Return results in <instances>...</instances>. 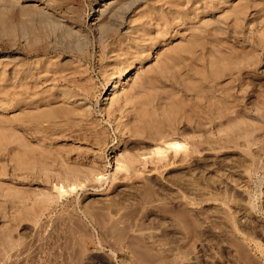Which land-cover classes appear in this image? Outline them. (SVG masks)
Masks as SVG:
<instances>
[{"label":"rangeland","instance_id":"rangeland-1","mask_svg":"<svg viewBox=\"0 0 264 264\" xmlns=\"http://www.w3.org/2000/svg\"><path fill=\"white\" fill-rule=\"evenodd\" d=\"M212 1L0 0V123L3 125L2 129L0 127V137H3L0 138V143L4 142L7 146L3 147L0 144L1 150H5L0 161L1 171L4 172L1 176L3 181L0 180V183L4 188V195L8 194L13 186L18 189V196L8 208H5L4 215L0 217V264H264V0ZM243 6L246 8L239 15L240 18L236 19V14L243 10L240 9ZM236 8L238 11L235 10ZM151 10L156 12L153 13L156 18L151 15ZM177 10L186 15L189 12L187 15L189 18L182 14L183 18L177 12L178 18L175 15ZM181 10L185 11L181 12ZM232 10L236 13L233 14ZM162 13L169 15L163 14L170 19L166 20L168 24L161 20ZM170 16L177 18L172 20ZM141 17H144L143 23ZM135 21L143 25L136 24ZM173 21H177L178 24L176 22L173 25ZM144 24L148 29L149 27L152 29V36L149 38L161 36L159 39L168 37L169 40L152 49L149 47L150 54L147 52L145 54L148 58L140 64L138 60L127 57L125 52L121 51L119 44L125 40V46L122 47L127 50L126 44H135L132 37L139 36L140 27L138 28L137 25H140L144 31L140 34L145 33V30L146 33H150V30H144ZM164 25L167 29L163 27ZM168 25L173 26L171 28ZM173 29L175 32L172 31ZM167 30H170L168 33L174 32L173 36L170 34H168L170 37L167 34L166 36ZM191 32V37L194 32L195 36L202 35L195 37L196 40L199 37L203 39L196 41L204 43L202 52L200 42L199 46L190 48L189 52L183 51L184 45H188V42L192 45L194 43L191 39L195 38H190ZM114 44L115 49L112 47ZM181 47L184 48L181 49L182 51ZM189 47L186 46V50ZM132 48L135 47H130L131 52ZM135 50L136 48L134 52ZM107 51H112L113 54L108 55ZM162 54L166 55L167 58L163 56L165 60L179 57L180 59L174 61L175 64L171 58L167 61L175 68L184 66L180 70L188 75V82L191 81L189 79L191 77L192 83L203 81L202 77L211 70L210 65H205L210 62L209 60L215 62L213 70L220 69L222 61L218 64L217 56L226 55L227 59L223 61L232 64L231 66L236 63L241 64H236L237 67L244 66L242 71L239 67L237 68L239 71L236 68L235 71L230 69L231 75L229 70H226L227 77L218 79V82L214 81L216 84L219 83L220 87L230 88L228 89L230 92H224L230 95L228 97H233L234 93L237 95V98L234 96L235 102L232 100L234 97L226 100L229 111H227L228 118H224V122L216 119L218 110L212 103L211 111L206 115L212 118V123L208 118L207 121H203L204 124L208 122L209 124L204 125L202 122L206 130L197 129L192 124L180 129L185 135L180 138L184 140L188 138V146L191 149L197 147L193 149L196 153L191 160H187L182 155L175 158L172 156V150H168V158L159 161L155 155H152L157 138L154 135L152 138L150 131H148L149 136L145 132L143 133L145 135L141 132L138 135L135 132L136 136L134 132L128 133L127 130V133L125 130L112 131L111 125H108L109 122L114 125V122L113 118L106 114L113 100V95H109L113 88L105 85L109 78L107 72L111 76L114 74L118 77L119 70L121 71L123 67L125 69L128 63L123 66L120 64L122 67L117 64L119 70L115 64L120 63L125 57L137 68L131 75L124 74L121 77V86H119L121 89L116 90L118 94L122 95V92L124 94L125 91H130L137 82H142L145 84H142L144 85L142 92H135L140 96L133 97L135 98L133 102L137 101V106H139L138 101H143L141 96L144 95L146 100L149 95L151 98L156 94L163 95V98L168 96L163 101L173 97L171 89L176 98L183 95L184 92H177L181 94L176 95L174 88L175 81L182 82V72L170 67V64L166 65L164 63L166 61L162 60ZM237 54L240 56L238 57ZM121 55L126 56L119 59L118 56ZM195 57L200 60L198 64L197 60L193 61ZM131 60L135 61L131 62ZM161 60L165 66L159 62ZM110 65L116 68H112L113 66L109 68ZM167 66L170 69H166ZM154 67L156 71L158 67L163 69L159 70L162 74L158 72L160 76L154 70L152 71L156 74L152 73L151 69ZM48 68L52 69L51 72L47 70ZM189 68L190 70L187 71ZM193 68L199 72V74L197 71L195 73L197 77L193 74ZM231 68L234 70V67ZM112 69L118 73L113 72ZM149 69L150 74L147 71ZM176 70L178 74L181 73L180 76L175 73ZM52 71L60 72L61 76ZM39 72L40 76L37 74ZM32 74H37L40 78L35 77L34 80ZM236 74H239L238 78ZM186 75L183 74L185 80H187ZM46 76L50 77L45 78ZM51 77L55 80H51ZM24 78L29 83L31 81L27 86L32 84V87L33 85L37 87L38 84L37 88H33V93L30 86V90L27 86L23 88L30 92L19 91L21 86H25L28 82ZM19 79L23 80L19 83ZM150 81L155 83L152 82V85ZM188 84L192 88L194 83ZM16 87L18 89H14ZM13 92H16L17 96L18 92L26 93L23 97L26 96L27 101L42 97V102L46 104L50 99H57L55 97H58L59 92L63 94L59 96L68 99L58 98L56 102L53 100L54 104L58 105L59 100L60 102L70 100L73 101L74 107L83 109L79 111L80 116L83 115L76 116L77 119L83 118L85 112L89 116L86 115L84 119L89 120L93 116L94 123L91 121L92 118L89 123L88 121L84 123L83 119L76 121V118L68 122L69 124L64 128L67 125L72 127L67 126L69 132L70 129L71 133L75 131L74 135H70L68 131H65L64 134L67 135H62L63 137L58 134L60 139L56 138L57 134L53 135L52 149L55 151L57 148L68 149L71 151L69 159L61 157L59 159L56 152H51L50 144L48 145L50 141L45 145L46 142L33 138L34 144H42L45 148L49 146L50 155L48 153L47 156L51 157L45 160L48 170L38 171L33 175L12 170V150L15 146L14 140L17 138L14 130L17 120L14 119L18 116L17 110L20 107L17 100L19 98L15 96L14 99L16 93ZM219 93L215 92V94ZM189 94L187 93V97L190 98ZM199 98L202 99L198 97L197 101L200 100ZM15 100L17 103H14ZM78 102L80 104L76 105ZM212 102H215V99L212 98ZM11 103L17 106V109L13 108ZM41 103H39L42 105L40 109L49 108L48 104L45 108V103ZM67 104L72 105V103ZM202 114L199 111V120ZM116 115V121L124 117L120 113ZM204 115L205 113L202 118H205ZM73 121H76V124H71ZM94 124L98 125L94 126ZM91 125L98 131L102 129V133L108 128L107 138L103 137L100 138L101 141L99 140L100 143L102 140L105 143L103 141V144H99L96 141L95 129L91 128ZM38 127L36 125L40 134L43 127L42 125ZM205 132L212 137L211 143L204 146L202 143L198 148L201 143L199 138ZM39 134L37 137H40ZM45 134L43 131L42 135ZM219 135L222 139L217 137ZM29 136L28 134L26 140ZM179 136H182V133ZM51 153L54 155L52 156ZM144 158L150 163L145 160L147 163L144 165L142 163ZM62 159L65 161L63 162ZM123 159L129 162L134 160L135 164L131 163L133 166L128 172L119 171L120 173L111 176L118 162L120 160L124 162ZM62 163L70 168L80 167L83 171L93 166L95 167L92 169H95L88 170V176L80 173V179L76 180L69 173H65ZM96 169L97 177H102L100 180L93 174ZM90 171H93L91 177ZM85 175L89 179H85L87 178ZM83 177L81 184L79 181ZM9 179H13L15 184ZM74 180L79 182H76V185L79 184L76 189L57 200L55 185L63 182L67 186ZM48 198H52L53 201H46L45 199Z\"/></svg>","mask_w":264,"mask_h":264},{"label":"bare ground","instance_id":"bare-ground-1","mask_svg":"<svg viewBox=\"0 0 264 264\" xmlns=\"http://www.w3.org/2000/svg\"><path fill=\"white\" fill-rule=\"evenodd\" d=\"M191 1V0H190ZM210 1H212V0H210ZM214 2L216 1V0H213ZM212 1V2H213ZM219 1H221V2H223V0H219ZM217 2V1H216ZM221 2H218V3H220L221 4ZM226 2V1H225ZM208 4V3H207ZM206 4V5H207ZM223 4V3H222ZM209 6V5H208ZM213 6V5H212ZM211 6V7H212ZM218 6V5H217ZM217 6H215V7H217ZM210 7V6H209ZM214 7V8H215ZM219 7V6H218ZM239 8V7H238ZM238 8H236L235 10H237ZM246 7H244L243 6V8L242 7H240V9L242 10V11H240V13L238 12L237 14H236V19H238V17H239V15H241V12L243 13V11H244V9H245ZM211 9V8H210ZM216 9V8H215ZM207 10H209V9H207ZM214 9H212V11H213ZM234 10V11H235ZM185 10H181V12H184ZM186 11H188V10H186ZM233 11V10H232ZM233 11V14H235L236 13V11L234 12ZM238 11V10H237ZM151 12H152V10H151ZM150 12V13H151ZM161 12V11H160ZM176 12V14L175 15H177V12H178V10L177 11H175ZM145 13H146V15H147V10H145ZM153 13H156V12H152L151 13V15H153L154 16V14ZM186 13V12H185ZM232 13V12H231ZM141 14V13H140ZM144 13H142L141 15H143ZM149 14V13H148ZM163 14H165V13H162V19L161 20H163V21H165L166 23H167V21H169L170 19L167 17H164L163 16ZM179 14H181L180 12H178V15ZM183 14V13H182ZM181 14V15H182ZM188 14H189V12H188ZM187 14V15H188ZM141 15H139V16H141ZM165 15H167V16H169L167 13L165 14ZM177 15V16H178ZM181 15H180V18H181ZM183 15H186V14H183ZM182 15V16H183ZM186 15V16H187ZM138 16V20H139V17ZM150 16V15H149ZM148 16V17H149ZM159 16H160V14H159ZM185 16V17H186ZM235 16V15H234ZM148 17L146 18V19H148ZM155 17V16H154ZM157 17H158V14H157ZM171 17V16H170ZM176 17V16H175ZM188 17V16H187ZM142 18V17H141ZM144 18V17H143ZM143 18H142V23H143ZM152 18V17H151ZM150 18V19H151ZM156 18V17H155ZM155 18L153 19V20H155ZM159 18V17H158ZM172 18V20L174 19L173 18V16L171 17ZM177 18V17H176ZM175 18V19H176ZM178 18H179V16H178ZM183 18H184V16H183ZM189 18V17H188ZM191 18V17H190ZM240 18V17H239ZM149 19V21H151ZM174 19V20H175ZM157 20V19H156ZM167 20V21H166ZM180 21L182 20V19H179ZM179 20H177V21H179ZM187 20V19H186ZM137 21V20H136ZM135 21V22H136ZM140 21V22H141ZM146 21V20H145ZM177 21H173V25H175V23L177 22ZM112 22V21H111ZM137 22H139V21H137ZM136 22V24H142V23H137ZM154 22V21H153ZM162 22V21H161ZM160 22V23H161ZM182 22H184V21H182ZM189 22V21H188ZM181 23V22H180ZM151 24V23H150ZM150 24H149V26H150ZM165 24V23H164ZM168 24V23H167ZM171 24V23H170ZM176 24H178V22L176 23ZM184 24V23H183ZM188 24V23H187ZM143 25V24H142ZM172 25V26H173ZM181 25V24H180ZM138 26V28L140 27V29H138L139 30V36H137V37H132V39L134 40V42H135V44L133 45H127L126 44V47L128 48V50L127 49H125V47L123 48L122 46L124 45L125 46V38L124 39H122V40H124V41H120L121 43L119 44L120 46V49H122L121 51H124L125 52V54L127 55V57H129L130 59H136V60H138L139 62L138 63H140V64H142L144 61H146V59L148 58V56L147 55H145L146 54V52L147 53H149L148 51H149V49L151 48L152 49V47H154V46H159V45H161L163 42H167L169 39H168V37H167V39L166 38H164V39H159L158 37H154V39L153 38H149V36L151 37L152 35V33H151V30L152 29H150V27H149V29H148V26L147 25H145L144 24V30L145 29H148V30H150V33L148 32V30H147V32L148 33H146V30H145V33H143V34H140V32L141 31H143V29H142V27L140 26V25H137ZM166 25H164L163 27H165ZM168 26H170V25H168ZM167 26V27H168ZM172 26H170L171 28H172ZM151 27H152V24H151ZM175 27V29H176V26H174ZM178 27V26H177ZM137 28V27H136ZM166 28V27H165ZM171 28H170V30H171ZM164 29V28H163ZM167 29V28H166ZM166 29H165V31H166ZM169 29V28H168ZM175 29H173L172 31H174ZM136 30V29H135ZM137 30V31H138ZM169 30V31H170ZM137 31H135V32H137ZM156 31V30H155ZM161 31V30H160ZM163 31V30H162ZM161 31V32H162ZM165 31H163V33L165 32ZM168 30H167V33H165V35L167 34H170L171 36H173V33L175 32H173V33H168L169 32ZM177 31V30H176ZM134 32V31H133ZM134 32V33H135ZM144 32V31H143ZM133 33V34H134ZM159 33V32H158ZM157 33V34H158ZM200 33V32H199ZM132 34V35H133ZM136 34H138V33H136ZM154 34H156V33H154ZM156 34V35H157ZM162 34V33H161ZM131 35V36H132ZM165 35H163L162 34V36H165ZM166 35V36H167ZM191 35H192V32H191V34H190V38H195V37H198V35L199 36H201L202 37V35L201 34H197V36H195V32H194V35H193V37H191ZM130 36V37H131ZM169 36V35H168ZM118 38H119V36H117ZM129 37V38H130ZM170 37V36H169ZM115 39V38H114ZM119 39H121V38H119ZM126 39H127V37H126ZM131 39V38H130ZM198 39H200L201 41H203V39H201L200 37L198 38ZM197 39V40H198ZM128 40V39H127ZM191 40H193V45H195V42L197 41L196 40V38L195 39H191ZM112 41H113V39H112ZM117 41H119V40H116V42ZM129 41H131L132 42V40H129ZM128 41V42H129ZM190 41V40H189ZM145 42H147V43H145ZM191 42V41H190ZM200 42V41H199ZM197 43L195 46H193L191 43H189L188 42V45L186 44V46H187V48L189 47V45L191 44V46L189 47V49L188 50H186L187 48H186V46L184 45V47H185V49L184 48H180V50L182 49H184L183 51H186V52H189V50H190V48H195V47H197V46H199L200 45V43ZM110 43H112L113 44V42H110ZM114 43H115V41H114ZM127 43V42H126ZM187 43V42H186ZM116 44V43H115ZM115 44H114V46H112L113 48L115 47ZM131 44V43H130ZM202 44H203V46L205 47V45H204V43L202 42L201 43V52L203 51V47H202ZM110 45V44H109ZM107 46V45H106ZM131 46H134L135 48H136V50H135V52H134V49L132 50V52H131V50H130V47ZM193 46V47H192ZM111 47V48H112ZM150 47V48H149ZM111 48H110V50H111ZM112 48V49H113ZM103 49H106L105 47H103ZM108 49H109V47H108ZM115 49V48H114ZM120 49L118 50V48H117V50L118 51H120ZM150 49V50H151ZM155 49V48H154ZM181 50V51H182ZM115 52H116V50H114ZM113 51V52H114ZM117 51V52H118ZM121 51H120V53H121ZM204 51H206L205 49H204ZM111 52V53H110ZM115 52H114V54H115ZM191 52V51H190ZM107 53H108V55L109 54H113L112 53V51H107ZM205 53V52H204ZM235 54H236V52H234ZM237 53H240V52H237ZM123 54V53H122ZM144 54V55H143ZM150 54V53H149ZM181 54H183V53H181ZM115 55H117V54H115ZM119 55V54H118ZM126 55H121V57H119L118 56V58L119 59H122V57H124V56H126ZM136 55V56H135ZM134 56H135V58H134ZM163 56H165L166 57V55L164 54H162V60H163V62L164 61H166V62H164V63H166V65H168V64H170L171 66L170 67H172V64L170 63V62H168L169 60H170V58L172 59V61L174 62L175 60H177L178 58H175L174 60H173V58L172 57H170L169 58V60L167 61V60H165V58L163 57ZM167 56H168V54H167ZM170 56H171V54H170ZM226 56V55H225ZM223 57V55L222 56H220V57H218L217 56V58H216V60H218V64L220 63L219 61H222V63H220L221 64V66H219L220 67V69H218V70H213V67H214V64H215V62L214 61H211V60H209L210 62H207V63H205V65L207 64V65H210L211 66V70H206L207 71V74H206V76H204V77H202V82H201V80H200V78H199V80H195V81H199V82H191L192 81V79H191V77L189 78L191 81L190 82H188L189 80H188V75H186L184 72H182L180 69L181 68H183L184 66H182V67H176L177 68V70H179L180 72H182V74L181 73H179L178 74V71L177 72H175V73H177L179 76H180V74H181V79H182V82H179V83H177L178 81H175L176 83H175V87L174 86H172V87H174V88H176V93L177 92H184V93H182L183 95H181V96H178L177 98H176V96H174V93H173V89H171L170 91H171V93L173 94V97H169L170 99H167V100H165V101H163V99H166V98H168V96L165 98H163L160 94H156V95H154V98H151L150 97V95H149V98L146 100L145 98V95H144V97L143 96H141L143 99H141V100H143L142 102H141V104H140V102L138 101V103H139V106H137V101L136 102H133V100H135V98H133L134 97V95H136L135 97L137 98L138 97V95L139 94H136L137 92H142V87L145 85L144 83H139V82H137L136 83V85L135 86H133L132 87V89H130V91H125L124 92V94H123V92H122V95L121 94H118L117 93V89L120 91V87L119 86H121V77L124 75V74H126V75H131L132 74V72L137 68V67H135V66H133V63H130L129 61V59H125V58H123V60H120V63H116L115 65H117V64H119V66L120 67H122L123 66V64H127V66H125V69H124V67H123V69H121V71L118 69V65H117V70H119V74H118V77L117 76H114V74H113V72L115 71H113V69H112V71H110V72H112V76H111V74L109 73V72H107L108 74H109V78L108 77H106V79L108 78V81H107V84H105V85H109V87H112L113 89L111 90V93H109V95H113V100H112V102L110 103V105L108 106V109L106 110V114H108V116L110 117V118H113V122H114V125L111 123V122H109L108 123V125H111V127H112V131H118V132H122V130L124 131L125 130V133H127L126 132V130L128 131V133L129 132H134L133 134H135L136 136H137V134L139 135V133L141 132L142 133V135H145V134H143L144 132L146 133V134H148V131H150V136L152 137V135H154L155 136V138H157V141L159 142H157V141H155L156 139H154V141H155V148H154V150H153V154L152 155H155V157L157 158V160H159V161H163L164 159H166V158H168V150H172V156L173 157H178V155H182V157H185V158H187V160H191L192 159V156H194V154L196 153V152H194L195 150H193V149H197V147H195V148H190L189 146H188V138L186 139L185 137V140L183 139H181L180 137H183V136H185L184 134H183V132H181L180 131V129L182 128V127H188V126H191V124L192 125H194L193 127H196L197 129H199V128H201L202 130L204 129V130H206L205 129V127H204V125H207V124H209V122L207 123V122H205V123H207V124H204V121L206 120V118H208V117H206V115H209V113H210V111H211V108H212V103L213 104H215V107H216V109L218 110V116L216 117V119L217 120H219V121H223L224 122V118H228L227 116H228V113H227V111H229L228 109H227V105H226V100L229 98H231V97H228V96H230V95H227V93L228 92H230V90H228V89H230V88H225V87H220L218 84L219 83H214V81L215 82H218L217 80L218 79H221L222 77H227L226 75H228V74H225V73H228V72H230V75H231V71H230V69L232 70V71H235L238 67L240 68V66H238L237 67V65H241V64H238V63H236V64H234V66H231V65H229V63H224V61H223V59L225 60V59H227L226 57ZM237 56L239 57L240 56V54L238 55L237 54ZM169 57V56H168ZM185 57V55L183 56V58ZM187 57V56H186ZM116 58V57H115ZM164 58V59H163ZM167 58V57H166ZM188 58V57H187ZM196 59H193V61L194 60H197V64H198V58L197 57H195ZM125 59V60H124ZM180 59V58H179ZM185 59V58H184ZM116 60H117V58H116ZM129 60V61H128ZM162 60L161 61H159V62H161L162 63ZM119 61V60H118ZM132 61H135V60H131V62ZM200 61V60H199ZM206 61H208V60H206ZM205 61V62H206ZM137 62V61H136ZM168 62V63H167ZM178 61H176V63H177ZM196 62V61H195ZM204 62V61H203ZM227 62H231V61H227ZM161 63H158L159 65L161 64ZM179 63H180V61H179ZM202 62H199V64H201ZM122 66H121V65ZM163 64V63H162ZM173 64H175V62L173 63ZM195 64V63H194ZM204 64V63H203ZM164 66H165V64H163ZM162 65V66H163ZM177 66H178V64H176ZM113 66V65H112ZM111 65H110V67L109 68H111L112 67ZM158 66V65H157ZM162 66H160V67H162ZM169 66V65H168ZM168 66H167V68L166 67H163L164 69L166 68V69H170V68H168ZM174 66V65H173ZM196 66V65H195ZM198 66H200V65H198ZM204 66V65H203ZM250 66H251V64H250ZM107 67H108V65H107ZM116 68V66H113L112 68ZM205 67H207L208 68V66H205ZM231 67H234V70H233V68H231ZM244 67V66H243ZM243 67L241 66V68H240V70L241 69H243ZM28 68H30V67H28ZM49 68H51L50 66H49ZM47 69L48 71L50 70V72H51V70L52 69ZM108 68V69H109ZM172 68H174V69H176L175 68V66L174 67H172ZM190 68H192V67H190ZM190 68L187 70V71H189L190 70ZM236 68V69H235ZM238 68V69H239ZM156 68L154 67V69H151V71L152 70H154V71H156L155 70ZM161 70H163L162 68H160ZM159 67L157 68V70L158 71H156V73L158 74V72L159 73H161L162 74V71L160 72L159 70ZM202 69H203V67H202ZM210 69V68H209ZM237 69V70H238ZM22 70V69H21ZM30 70V69H29ZM31 70H33V69H31ZM40 70V69H39ZM185 70V69H184ZM193 70H194V73H193V71H192V73L195 75V73H196V71L198 72V70L196 69V68H193ZM226 70H229L228 72L226 71ZM20 71V70H19ZM22 71H24L25 72V70L23 69ZM34 71V70H33ZM148 71V73L150 74L151 72H150V69L149 70H147ZM146 71V72H147ZM154 71H152V73H155ZM187 71H186V73H187ZM226 71V72H225ZM239 71V70H238ZM242 71V70H241ZM240 71V72H241ZM18 72V71H17ZM16 72V73H17ZM23 72V73H24ZM29 72V71H28ZM49 72V73H50ZM53 72V71H52ZM54 72H56V71H54ZM53 72V73H54ZM116 73H118V71H115ZM239 72V73H240ZM19 73V72H18ZM18 73H17V75H16V77L18 76ZM21 73V72H20ZM25 73H27V71L25 72ZM33 73V72H32ZM42 73V72H41ZM56 73H59V75L61 74L60 72H56ZM56 73H54V74H56ZM115 73V74H116ZM147 73V74H148ZM155 73V74H156ZM189 73V72H188ZM191 73V72H190ZM30 75H31V72L29 73ZM28 74V75H29ZM37 74H39V76L41 75L40 74V72L39 73H37ZM37 74L36 75H34V74H32V75H34L33 77H34V80H35V77L37 78L38 76H37ZM43 74V73H42ZM155 74H153V75H155ZM183 74L184 75H186L185 77H186V79L187 80H185V78L183 77ZM198 74H199V72H198ZM23 75V74H22ZM24 75H27V74H24ZM27 75V76H28ZM29 75V76H30ZM51 75H52V73H51ZM59 75H57V76H59ZM117 75V74H116ZM153 75H152V77H153ZM159 75V74H158ZM175 76H176V74H174ZM177 75V76H178ZM237 75L239 76V74H236L235 76H236V78H238L237 77ZM26 76V77H27ZM43 76V75H42ZM61 76V75H60ZM59 76V77H60ZM108 76V75H107ZM151 77V75H148V77ZM160 76V75H159ZM162 76V75H161ZM189 76H191L190 74H189ZM193 76V75H192ZM196 77L198 76V75H195ZM44 77V76H43ZM48 76H46L45 78H47ZM50 77V76H49ZM48 77V78H49ZM56 77V75L54 76V78ZM234 77V76H233ZM18 78V77H17ZM28 79H30L29 77H27ZM38 78H40V77H38ZM52 78V77H51ZM50 78V79H51ZM154 79H155V77H153ZM158 78V77H157ZM156 78V79H157ZM165 78H166V76H165ZM180 78V77H179ZM235 78V77H234ZM25 79V78H24ZM32 79V78H31ZM30 79V80H31ZM49 79V80H50ZM58 79V78H57ZM56 79V80H57ZM153 79V80H154ZM162 79V78H161ZM20 80H23V79H19V83L21 82ZM26 80V79H25ZM24 80V81H25ZM33 80V79H32ZM32 81V82H35V81ZM38 80V79H37ZM49 80H47V81H49ZM51 80H55V79H51ZM24 81H22V82H24ZM26 81H28V80H26ZM39 81V80H38ZM47 81H45V83H47ZM57 81H59V80H57ZM61 81V80H60ZM59 81V82H60ZM142 81H144L145 83H146V81L145 80H142ZM17 82V83H18ZM44 82V81H43ZM105 82H106V80H105ZM153 82V81H152ZM152 82L150 81L149 83L150 84H152ZM163 82V81H162ZM169 82H171L172 83V81H170L169 80ZM17 83H15V84H17ZM26 83V82H25ZM28 83H29V81L27 82V84L24 86V85H22L23 83H21V85L20 84H18V85H20L21 86V88H20V90L19 91H23L24 89V87H26L27 85H28ZM30 83H31V81H30ZM29 83V84H30ZM36 83V82H35ZM34 83V84H35ZM38 83V82H37ZM153 83H155V82H153ZM165 83V82H164ZM163 83V84H164ZM166 83H168L167 82V80H166ZM165 83V84H166ZM174 83V82H173ZM188 83H190V84H193V86H192V88H191V86L188 84ZM196 83V84H195ZM198 83V84H197ZM142 84H144V85H142ZM177 84V85H176ZM37 85V87H38V84H36ZM153 85V84H152ZM17 86V85H16ZM30 86V89L32 90L31 92L33 93L34 91H33V88L35 87V88H37L35 85H33L34 87H32V84L31 85H29ZM29 86H27V88L29 89ZM166 86V85H165ZM170 86V85H169ZM106 87V86H105ZM153 87V86H152ZM14 89H18L17 87L16 88H14ZM22 89V90H21ZM29 89V90H30ZM189 89H191V90H189V92H188V90ZM27 89H25L24 91H26ZM35 90V89H34ZM50 90V89H49ZM232 90V89H231ZM16 91V90H15ZM28 91V90H27ZM26 91V92H27ZM36 91V90H35ZM56 91V90H55ZM17 92V91H16ZM16 92H13V94L14 93H16ZM28 92H30V91H28ZM57 92V91H56ZM61 92V91H60ZM67 92V91H66ZM136 92V93H135ZM189 94V93H194L195 94V92H196V95H190L191 97L189 98V97H187L188 95H187V93ZM215 92H220L219 94H215ZM222 92V93H221ZM224 92H227V93H224ZM231 92H233V91H231ZM25 93V92H24ZM31 93V95H33ZM64 94H66L65 92H63ZM175 93V94H176ZM181 93H177L176 95H180ZM237 93H239V92H237ZM18 96H20V97H18L17 96V93H16V95H14V99H15V96H17V98H19V99H17L18 100V106H20L19 107V109L17 110V111H19V114H18V112L16 113V114H18V116L16 117V114H15V117L17 118H15L14 120H17V122H15V126H14V130L16 131V134H17V138L15 139V136L13 137V139H15L14 140V142H15V146H13L14 148H13V150L12 149H10V150H12V155H13V158H12V161H13V164L11 165V167H12V170L14 171V172H20L21 171V173L22 172H24L25 174H27V175H33L35 172H38V171H44V170H48V164H47V162L45 161L46 159L48 160L49 158L48 157H51V156H47L48 155V151H49V146L51 147V146H53V143L51 142V141H54L53 140V138L52 137H54V136H56V134H57V137L56 138H58V139H60L59 137H58V134H60L61 136L62 135H67V134H64L65 133V131H68V133H70V135L71 134H73L75 131H73V133H71L72 132V130L70 129V131L71 132H69V128H72V127H70V126H66V128H68V129H66V128H64L65 127V125L66 124H69L68 122H70L71 120H73V119H75L76 118V116H80V113H79V111H82L81 109H78V108H76V106L74 107V104H73V101L72 102H70V100H67V101H69V102H67V101H61L60 102V100L59 101H57V104L58 105H56V104H54L56 101L55 100H58V98L60 99L62 96H59V95H61L62 93H59L58 92V94L57 93H55V94H57L58 95V97L56 96L55 97V95H53L55 98H57V99H50V101L49 102H47V104H48V107L49 108H47V104L45 103V108H47V109H40V107H42V105H40L39 103H41L42 102V97L41 98H36L35 97V99H39L38 101H36L34 98H32V100L31 101H27V99H26V96L25 97H23V95H25V94H23V92H18ZM54 94V93H53ZM71 94H73V93H71ZM233 94V93H232ZM31 95L29 94V99H31L30 97H31ZM63 95V94H62ZM75 95V94H74ZM151 95H153V94H151ZM11 96V95H10ZM28 96V95H27ZM34 96H35V93H34ZM33 96V97H34ZM37 96V95H36ZM52 96V95H51ZM50 96V97H51ZM52 96V97H53ZM65 96H68V95H65ZM69 96H70V94H69ZM73 96V95H72ZM72 96H71V98H72ZM140 96V95H139ZM169 96H171V95H169ZM234 96H236V98H237V95H235V93L233 94V97ZM9 97V96H8ZM64 97V96H63ZM62 97V99H68L67 97H65V98H63ZM176 99H175V98ZM198 97H201L202 99H200L199 101H197L198 99ZM232 97V98H233ZM12 98V99H13ZM28 98V97H27ZM70 98V97H69ZM70 98V99H71ZM78 98V97H77ZM76 98V99H77ZM212 98L213 99H215V102H212ZM231 98V99H232ZM40 99H41V102H40ZM45 99V98H44ZM47 99H49V97L47 98ZM61 99V100H62ZM65 99V100H66ZM73 99V98H72ZM79 99H81V98H79ZM144 99H145V102H144ZM184 99H185V101H184ZM53 100L55 101V102H53ZM137 100V99H136ZM138 100H140V98H138ZM186 100H187V102H186ZM232 100H234L233 102H235V97H234V99H232ZM237 101L239 100V99H236ZM46 101H48V100H46ZM236 101V102H237ZM9 102V101H8ZM14 102V101H13ZM61 103V105L59 104V103ZM76 102H77V100H76ZM76 102H74V103H76ZM239 102H240V100H239ZM14 103H17L16 102V100H15V102ZM43 103V102H42ZM41 103V104H42ZM43 103V104H44ZM66 103H72V105H69L68 106V104L66 105ZM206 103V104H205ZM209 103H211L210 104V106H209ZM238 103V102H237ZM12 104V103H11ZM52 104V105H51ZM78 104H80L79 102L76 104V105H78ZM10 105V104H9ZM13 105V108H16L15 106H14V104H12ZM240 105V104H239ZM239 105H235V106H239ZM187 106V107H186ZM44 107V106H43ZM131 107V108H130ZM130 108V109H129ZM140 108V109H139ZM198 108H200L199 109V111H200V114H202L201 112H203V114L205 113V115H204V117L205 118H202L203 117V114H202V117H201V119L199 120L198 118L200 117V115H199V117H198V113H199V111L197 112V110H198ZM17 109V108H16ZM38 109V110H37ZM238 110H240V109H238ZM84 111H86L85 109H84ZM137 114H136V113ZM236 112H237V110H236ZM82 113V112H81ZM116 113H120V114H123L124 115V117H122V118H120V120L119 121H116L115 119H116V117H117V115H116ZM239 113V112H238ZM85 114L86 115H88L89 116V114L88 113H86L85 112ZM237 114V113H236ZM83 115V114H82ZM81 115V116H82ZM85 115V116H86ZM80 116V117H81ZM85 116H83V118H81V119H83L84 120V123H85V121L87 122L88 121V123L90 122L89 120H91L90 118H92V117H90L89 118V120L87 119H84V117ZM107 116V115H106ZM79 117V118H80ZM197 118V119H194V118ZM88 118V117H87ZM70 119V120H69ZM77 119V118H76ZM80 119V120H81ZM109 119V118H108ZM122 119H125V121H123ZM209 119H210V121L212 120V118H208V121H209ZM232 119V117L230 118V120ZM79 119H77L76 121H78ZM79 120V121H80ZM83 120L81 121V122H83ZM204 120V121H203ZM76 121H73L71 124H76L75 122ZM92 122H93V118H92V120H91ZM95 121V120H94ZM108 121V120H107ZM207 121V120H206ZM43 122H45V124H43ZM96 123L98 122V121H95ZM202 122H203V124H202ZM213 122H214V119H213ZM40 123H42L41 125H42V127H43V130H41V135L39 134V132L37 131V130H39V129H37L36 128V125H37V127L38 126H41V125H39ZM78 123V122H77ZM80 123V122H79ZM83 123V124H84ZM87 123V124H88ZM94 123V122H93ZM93 123H92V125H93ZM210 123H212V121L210 122ZM70 124V125H71ZM87 124H85V125H87ZM100 124V123H99ZM77 125H79V124H77ZM77 125H75V127L77 126ZM89 125V124H88ZM91 125V126H92ZM98 125V124H97ZM97 125H95L94 124V126H97ZM2 126L3 125H1V123H0V127H1V129H2ZM13 126V125H12ZM90 126V127H91ZM94 126H92L91 128H93ZM38 128H40V127H38ZM88 128H89V126H88ZM91 128L89 129L90 131H91ZM96 128V127H95ZM95 128H93V129H95ZM98 128V127H97ZM0 129V130H1ZM12 129H13V127H12ZM42 129V128H41ZM93 129H92V131H93ZM13 130V132H15ZM73 130H75V129H73ZM104 130V129H103ZM221 130L223 131L224 130V127H223V129L221 128ZM43 131H44V134L45 135H47V136H45V135H42L43 134ZM102 131V129L100 130V131H98V129H95L94 130V132H95V139H96V141H98L99 142V144H103V141L104 140H102V142L100 143V141H101V139H103V137L106 139L107 138V131H108V128L105 130V131H103V133L101 132ZM87 132H88V130H87ZM135 132H137V134L135 133ZM131 133V134H132ZM181 133H182V136H179V135H181ZM30 135L29 137H28V140H26V137H27V135ZM37 134H39V136L40 137H37L38 135ZM132 134V135H133ZM54 135V136H53ZM74 135V134H73ZM72 135V136H73ZM44 136V137H43ZM49 136H50V138H49ZM69 136V135H68ZM140 136H141V134H140ZM148 136H149V134H148ZM153 136V137H154ZM44 139H43V138ZM63 137V136H62ZM69 137H71V136H69ZM152 137V138H153ZM218 138L219 137H221V135H219V136H217ZM1 139L3 138V137H0ZM34 138V140L35 139H37V140H42V142H46V144L45 145H47V143L50 141L51 143H48V148L46 147H44V145H42V144H40V145H38V144H34L32 141V139ZM56 138H55V140H56ZM101 138V139H100ZM212 137L209 135V134H207V132H205V133H203L202 135H201V137L199 138L200 139V141L199 142H201L199 145H198V148L200 147V145H202V143H203V146L206 144L207 145V143L208 144H210L211 143V139ZM95 139H94V141H95ZM221 139H222V137H221ZM100 140V141H99ZM95 141V142H96ZM191 142H192V140H190ZM195 141V140H194ZM3 142V141H2ZM35 142V141H34ZM39 141H37V143H38ZM157 142V143H156ZM198 142V143H199ZM36 143V142H35ZM55 143V142H54ZM104 143H105V141H104ZM193 143V142H192ZM195 143V142H194ZM0 144H2V146L4 147H7L6 146V144L3 142V143H0ZM4 144V145H3ZM98 144V143H97ZM98 144V145H99ZM38 145V146H37ZM196 146V144H193V146ZM1 146V147H2ZM2 147V148H3ZM191 147H192V145H191ZM55 148V147H54ZM57 148V147H56ZM5 149V148H4ZM8 149V148H7ZM65 149V148H64ZM64 149H58L57 148V150L55 151L54 149H52V147H51V149H50V151L51 152H56L55 154H58L57 156H59L58 158L59 159H61V158H64V159H69V154H70V152L71 151H69L68 149H65V151H64ZM93 149V148H92ZM61 150V151H60ZM90 150V149H89ZM6 151H8V150H6ZM5 152V150L3 151V150H1V148H0V161L2 160V158H3V156H4V153ZM53 152V153H54ZM58 152V153H57ZM86 152V151H85ZM87 152H89V151H87ZM7 153V152H6ZM11 153V152H10ZM9 153V154H10ZM49 155H50V153H49ZM51 155H52V153H51ZM54 155V154H53ZM52 155V156H53ZM85 155V154H84ZM56 156V155H55ZM54 156V157H55ZM57 156H56V158H57ZM83 156V155H82ZM81 156V157H82ZM53 157V158H54ZM61 157V158H60ZM57 158V159H58ZM84 159L86 158V157H83ZM126 160H127V158H125ZM125 159H123L124 160V162L123 161H119L118 162V164H117V167L114 169V171H113V173L111 174V176H114V174L116 173H118L119 171L121 172H123L124 171V173H126V172H128V170L129 169H131V166H133V165H131V163L134 161H132V162H129V161H125ZM129 159V158H128ZM129 160H131V158L129 159ZM146 159L144 158V160H142V161H144V162H142L144 165H146V163L148 162L147 160V162L145 161ZM151 160V159H150ZM186 160V159H185ZM62 161H63V159H62ZM65 161V160H64ZM63 161V162H64ZM134 164H135V162H133ZM132 163V164H133ZM148 163H150V162H148ZM62 165H63V163H62ZM63 167H65L64 168V170L66 171L65 173H69L70 174V176H72L73 177V179H76V180H78L77 178H79L80 176V173L81 174H87V176H88V170H94V169H92L93 167H95V166H93L92 167V165H91V167L92 168H90L89 167V169L87 168V170L85 171H83V169H80V167H74V168H70V167H66L65 165H63ZM2 169H1V167H0V180H2L3 181V178L1 177V176H3L4 174H2V173H4V172H2L1 171ZM61 171H62V168H61ZM96 171L98 172V170L96 169L95 170V173H93V174H95L96 175ZM126 171V172H125ZM93 172V171H92ZM92 172L90 171L89 173V175H90V177H91V174H92ZM119 172V173H120ZM44 173V172H43ZM83 174V175H84ZM97 174H99V173H97ZM13 175V174H12ZM23 175V174H22ZM82 175V176H83ZM86 176V175H85ZM86 176V177H87ZM98 175H96V177H97ZM102 177H97L96 179H98V180H100ZM72 179V180H73ZM80 179V178H79ZM85 179H89L88 177L87 178H85ZM9 180H11V179H9ZM82 180H84V177L83 178H81V181H79V182H81V184H82ZM18 182H19V180H17ZM75 181V180H74ZM72 181L71 183H70V181H69V185L67 184V186H65V184L62 182V183H57L56 185H55V189H56V191H57V193H58V195H57V200H59V199H61L62 197H64V196H66L68 193H69V191H73V190H75L76 189V187L79 185H76L77 183L76 182H78V181ZM87 181V180H86ZM11 182L13 183V184H15V182L13 181V179L11 180ZM78 182V183H79ZM85 182V181H84ZM69 186V187H68ZM18 196V189L16 188V187H11V189H10V192H8V194H6V195H4V188H3V186L1 185V183H0V217H2L3 215H4V211H5V208H8V206L9 205H11L13 202H14V199L16 198ZM46 201H48V202H50V201H53V199L52 198H48V199H45Z\"/></svg>","mask_w":264,"mask_h":264}]
</instances>
